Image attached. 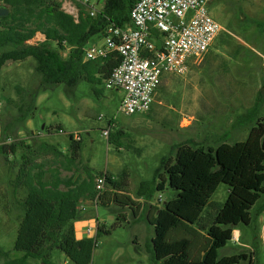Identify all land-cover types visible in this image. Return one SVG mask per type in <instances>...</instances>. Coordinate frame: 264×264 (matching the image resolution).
<instances>
[{"label":"rangeland","instance_id":"1","mask_svg":"<svg viewBox=\"0 0 264 264\" xmlns=\"http://www.w3.org/2000/svg\"><path fill=\"white\" fill-rule=\"evenodd\" d=\"M89 1L102 9L104 0ZM208 10L222 30L203 59L185 74L163 76L144 113L121 112L122 91L105 88L104 81L96 85L80 81L71 87L48 84L32 58L0 67V144L45 141L66 153L71 133L81 141V166H87L97 179L104 178L101 174L119 179L125 184L126 195L142 205L134 217L129 208L88 203L89 210L79 219L91 221L86 231L95 244L90 264H160L150 256L154 228L146 215L150 205L161 207L176 195V190L166 182L150 200L138 199L135 191L139 182L166 179L164 167L173 159L178 145L196 147L244 140L254 124L250 118L256 109V118L264 122V0H212ZM102 39L95 37L91 42ZM67 51L62 50L61 55ZM34 94L35 107L29 118L32 125L27 128L16 122V106ZM103 129H108V135L102 133ZM120 130L123 135L117 134ZM24 150L19 147L18 153ZM16 160L0 154V247L10 250L11 256L22 254L11 250L22 216L18 200L24 196V190L15 192L11 184ZM103 183V190L110 189ZM227 194L228 186L219 183L205 213L214 215ZM262 207L264 193L250 209V223L236 226L232 238L218 249L219 256L243 253L246 258L239 264H264V211L256 214ZM120 213L123 216H118ZM97 226L110 233L96 236ZM49 264L74 263L54 249Z\"/></svg>","mask_w":264,"mask_h":264},{"label":"trees","instance_id":"2","mask_svg":"<svg viewBox=\"0 0 264 264\" xmlns=\"http://www.w3.org/2000/svg\"><path fill=\"white\" fill-rule=\"evenodd\" d=\"M135 1L104 0L94 16L82 8L74 17L61 8L58 0H0V5L8 9L6 15L0 16V67L32 58L45 83H63L65 87L80 81L99 84L119 64L120 57L113 52L85 60L83 48L94 37L103 38L109 23L126 25ZM36 33L43 34L44 40L30 43ZM65 49L68 51L62 56ZM94 92L99 93L97 89ZM34 107L35 94L29 100L23 98L16 106V122L24 124ZM256 115L257 109L252 112L250 122L254 124L244 140L196 147L178 145L173 159L164 167L166 179L139 182L135 197L145 200H150L155 190L163 189L166 182L176 190V195L161 207L150 205L146 215L154 228L150 249L154 262L239 264L246 258L243 253L219 256L218 249L232 238L239 223H250V209L264 193V122H259ZM117 134L124 133L120 130ZM68 137L66 153L45 141L33 145H24L23 141L0 144L1 155L17 159L13 190H24L23 198L18 200L22 216L11 249L22 254L11 256L10 250L0 247V264H49L54 249L62 251L74 264H90L94 239H76L74 235L73 222L81 217L80 204L92 201L129 208L134 217L141 210L142 205L126 195L125 184L119 179L101 174L103 184L110 189L98 188L97 175L81 166V141L71 133ZM19 147L25 150L18 153ZM63 171L70 174L63 175ZM219 183L228 186V194L210 216L205 210ZM132 204L137 206L133 208ZM262 211L264 207L256 214ZM100 232L110 230L97 226L96 236Z\"/></svg>","mask_w":264,"mask_h":264},{"label":"built area","instance_id":"3","mask_svg":"<svg viewBox=\"0 0 264 264\" xmlns=\"http://www.w3.org/2000/svg\"><path fill=\"white\" fill-rule=\"evenodd\" d=\"M74 17L79 5L91 16L99 12L89 0H58ZM212 0H136L124 26L109 23L100 44L83 48L85 60L115 52L120 62L104 80V87L122 91L119 110L147 112L166 74L182 75L201 61L222 30L209 14ZM102 133L108 135V129ZM74 138V137H73ZM104 178L97 179V187ZM81 208V207H80Z\"/></svg>","mask_w":264,"mask_h":264},{"label":"crops","instance_id":"4","mask_svg":"<svg viewBox=\"0 0 264 264\" xmlns=\"http://www.w3.org/2000/svg\"><path fill=\"white\" fill-rule=\"evenodd\" d=\"M76 10H81L82 9V7H80L79 5H77L76 6V8H75ZM44 35L43 34H41V33H36V35L29 41L30 43H37V42H41V41H43L44 40ZM95 38V37H94ZM99 39V38H98ZM102 41H103V39L100 41H92L91 42V40L87 43V45H90V44H100V43H102ZM208 52V51H207ZM206 55V54H205ZM204 55V56H205ZM36 101V100H35ZM24 124H25V126L27 127V128H31V125H32V123H31V120L28 118V119H26V121L24 122ZM138 199H140V198H138ZM137 199V200H138ZM88 203H92V201H83L82 203H81V208H80V211H81V214H83V213H85L86 211H88L89 210V206H88ZM90 220L88 221V220H86V219H78V220H76V221H74L73 222V226H74V235H75V238L76 239H81V238H86V237H88L87 236V232L86 231H88V227H89V225H90ZM233 231H237L236 229H234Z\"/></svg>","mask_w":264,"mask_h":264},{"label":"water","instance_id":"5","mask_svg":"<svg viewBox=\"0 0 264 264\" xmlns=\"http://www.w3.org/2000/svg\"><path fill=\"white\" fill-rule=\"evenodd\" d=\"M8 13V9L2 5H0V16L6 15Z\"/></svg>","mask_w":264,"mask_h":264},{"label":"bare ground","instance_id":"6","mask_svg":"<svg viewBox=\"0 0 264 264\" xmlns=\"http://www.w3.org/2000/svg\"><path fill=\"white\" fill-rule=\"evenodd\" d=\"M234 236H235V234H234Z\"/></svg>","mask_w":264,"mask_h":264}]
</instances>
